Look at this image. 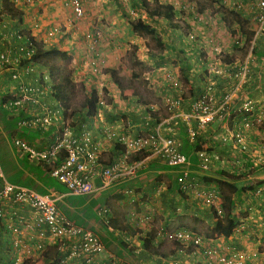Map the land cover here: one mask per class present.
<instances>
[{"label": "built area", "instance_id": "1", "mask_svg": "<svg viewBox=\"0 0 264 264\" xmlns=\"http://www.w3.org/2000/svg\"><path fill=\"white\" fill-rule=\"evenodd\" d=\"M161 1L177 14L187 12L191 8L185 0ZM67 2L75 16L82 14L80 0ZM217 3L231 12H247L251 15L250 20L256 25V31L264 30V0H217ZM27 35L29 34L23 32L19 21L11 18L0 3V98L2 107L9 112L22 101L36 103L37 95L45 87L49 91L53 90L48 68L30 60V55L35 49L32 48ZM188 38L195 37L188 34ZM247 63L236 67L232 73L233 81L221 88L218 94L215 93V81L207 79L203 88L186 100L182 97L183 90L179 83L175 79L171 80V88L175 93L161 97L167 109L163 117H159L160 110L156 106L142 107L140 123L137 126H130V123L125 125L128 132L122 134L112 130V126L117 122L104 120L102 108L106 106L105 100L103 93H97L96 109L89 116L92 126L97 129L101 125L103 139L109 145L118 143L122 147L119 154L108 163H104L101 155L102 143L95 137L92 129H79L70 119H58V112L52 115L46 110L48 116L33 120L38 126L54 125L48 139L30 144L20 138H14L12 145L26 157L41 164L46 163L47 169L42 167V170L72 195L92 193L95 190V180L106 185L113 179L132 175L137 161L131 157L142 153L159 159L165 165L176 166L179 173L176 182L179 189L185 191L190 184L187 181L189 161L180 151V125L185 129L190 143L195 140V136L202 134V131H207L213 122L215 125L212 127L216 128L211 138L219 145L231 140L233 150L238 153L249 144L248 142L253 143L248 141L247 131L260 124L261 119L255 106L256 100L249 98L242 89L248 75ZM89 64L87 66L91 75L96 76L102 72L99 60L92 59ZM154 111L157 114L154 115L155 121L151 118ZM234 115L239 116V122L229 127L226 120ZM55 122H58L57 125ZM18 125L28 124L20 120ZM205 149L206 147L195 151L197 166L202 172L210 171L214 161H217L216 153ZM262 190L263 188L257 187L249 195H261ZM200 200L204 205H211L217 213H221L219 197L214 191L204 192ZM17 205L30 208L33 212L32 218L15 215L13 209L6 210ZM0 223L9 233L13 252L16 253L14 261L9 264H18V253H22V250L27 257H31L33 251H43L49 244L54 245L59 261L66 264H116L111 257L104 261L99 260L103 250L100 238L90 229L78 226L65 218L55 205L54 194H39L32 189L11 184L4 179L1 168ZM164 237L171 243L174 251L166 264H183L185 256L196 253L201 254L204 264H264L258 250H244L234 246L221 250L203 244L202 236L190 229H177L166 233ZM124 239L128 240V237ZM138 251L136 248L135 252ZM151 258L153 261L157 260L154 256Z\"/></svg>", "mask_w": 264, "mask_h": 264}, {"label": "crops", "instance_id": "2", "mask_svg": "<svg viewBox=\"0 0 264 264\" xmlns=\"http://www.w3.org/2000/svg\"><path fill=\"white\" fill-rule=\"evenodd\" d=\"M3 1L4 0H0V3L2 4ZM14 1L17 0H8L9 3L16 4ZM58 1L59 0H35V3L33 1L29 5L32 9H29L28 14L32 13V15H35L34 19L29 22L26 15L27 13H24V18H19L20 27L26 30L29 28L31 32H28L27 34L30 33L29 35H34L37 40H40L41 38L43 39L44 30L46 28H51L50 24L52 25L54 23L57 16L60 18L59 20L65 18V13H63L59 7ZM146 1L149 3V0ZM56 12L58 13L55 16ZM239 14L241 18L251 22L249 17L251 15H248L247 12ZM32 15L29 16L32 17ZM191 15L179 16L174 14L173 18L169 20L171 22H168L169 30L172 33L170 34L169 32V41L165 43L164 40L162 45L165 47L164 50L170 52V55H164L165 58L163 60L167 61V57H172V59L165 63L162 61V66L163 68L166 67L168 69L170 63L175 64L176 60H178L177 65L179 68L184 69L182 72L183 76H187L189 78V82L191 83L190 90L193 94L196 91L194 88L201 90L205 85L206 80L212 79L213 72L218 74L221 70V66H223L226 70L227 67L231 69L232 63L230 61L227 62L228 65L213 63L211 60V58L213 59V53L212 55L210 53L211 58L208 57L207 53L205 55V59L200 62L197 60L191 62L189 59L184 61L182 57L186 58L188 55L187 52L190 54L199 52L198 54L200 55L202 51L207 52L208 49L211 48V46H209L211 42H217L218 40L219 41L217 43L221 46V48L225 47L224 49H227L226 41L223 40L226 39V35L222 32L223 39L220 41L219 32H215L217 29V16H210L203 13L199 14V16L195 18L194 15L198 14ZM157 18L159 19L161 16ZM178 21L183 23L184 27H186L185 29H189L194 32L197 35V38L201 39L200 42H194L197 44L196 48L194 45L190 47L191 43H187V38L185 36L186 33L178 30ZM173 22L175 23L173 24ZM233 23L235 24L236 22ZM221 36L222 35H220V37ZM258 36L263 38L264 34ZM212 39L215 41H212ZM257 39L251 44V53L253 55L249 65H247V68L250 67L248 70H252L253 67L257 68L258 75L252 76V74H248L244 83V88L247 85H253L252 83H256L255 85L258 84V87L260 84H264V62L258 60V57L264 58V55H262L264 54V50H261L258 46ZM43 42H45V39H43ZM202 42L203 44H201ZM108 44L109 43L102 40L99 47L102 48L105 46L102 48L103 51ZM234 44L237 46V43ZM173 45L176 47V52L171 51ZM44 46L45 45L43 44V47ZM100 48H98L99 51ZM232 48L233 45L229 46L228 50H231ZM254 58H256V61H254ZM196 66L199 67V69L200 67L203 69H201L202 74L199 76L198 74L200 70H193V67ZM187 68L191 70L186 71L185 69ZM55 73L58 76H61L63 68L58 65V67L55 68ZM160 73H164L169 76V71L165 70V68ZM67 77L70 81L74 80V77L71 74ZM219 78H226V83H228V80L229 83L233 81V78L229 76L227 72H224ZM84 80L87 81L85 83H87L88 86L93 85L94 91L99 93V84H97V81L90 83V79L86 77ZM101 85L108 88L107 95L112 96L109 101L110 105L107 104L104 108H102L104 120L110 123L117 122L116 125L112 126V130L115 133L122 134L128 132V128H126V126L129 125V123L130 126H137V124L140 123L143 110L141 106L136 104V93H134L129 87L124 86L123 84L120 85L115 81L111 82L109 79L102 81V83H100V86ZM90 90H92V88ZM88 91L89 90L85 92V96L88 95ZM174 93L175 90H172L171 88V91L165 90V92H163L160 96L162 97L166 94L169 95ZM68 96L69 95L65 94V102ZM190 96L185 98L189 99ZM219 96L215 95V97ZM257 97L260 101L259 106L261 111L264 109V97L261 94L257 95ZM1 100L2 99L0 98V111H2L0 115L4 116L0 117L4 120L17 117L18 121L23 120L28 124L18 125L15 123V126L11 127L7 123V125L4 126L0 118V168L4 179L11 184L19 185L15 181L22 182V180L13 177V175L17 172L16 168L20 167V161H28L29 164L34 165L35 167H29V170H24L20 176L21 179H26L27 177L30 178L29 185L31 186H27V188H30L40 194H54L55 205L58 207L59 211L63 213L65 218L76 223L78 226L90 229L92 232L95 231L97 234L95 232L94 233L100 238L103 244V250L98 257L99 260L104 261L108 257H111L114 259L116 264H166L168 259L174 254V251L173 246L165 239L164 235L168 232L181 228L198 232L203 238V244H209L221 250L229 249L232 246L244 250L257 249L260 256L264 259V221H257V219H260L262 215L256 216V214L251 211L253 219L251 220L249 218L252 215L245 217L241 223L237 224V226L233 228L232 233L229 236L224 237L215 235L211 232V226L214 218L211 216L210 209L200 200V197L204 194V192L212 190L216 187L215 183H208V181L205 182L206 177L212 179L218 178L219 176L216 171L220 170L218 168L228 163L229 165H226V167H228L229 173L233 176V178H228V181H234L235 183L244 186L245 184L250 185L251 183L264 180V165L262 164H258L260 166H256L250 171H245V166H247L250 161L257 163L258 158H263L264 160V151L257 147L256 144H254V141H252L253 143L248 142L249 144H254L251 147L253 149L250 153L251 157L248 159H234L238 158L237 152L233 150L231 140H227L221 147L216 146L212 150L217 155V161H214L213 165L221 162V166H216V169L212 168L210 171L202 172L196 164L192 163V165L189 166V174L187 177V181L190 184L185 191H181L176 182V177L179 175L177 168L166 166L159 159L142 153V155H136L137 165L135 166L132 175L123 179H113L106 185H102L99 180H95V190L92 193L85 195H72L67 192L62 184L47 175L45 171L42 170L41 164L40 167L36 166V164L32 162L33 159L30 161L29 157L20 153L12 145L13 139L20 138L30 144L48 139L49 135L52 133V129H42L43 127L49 125L38 126L37 123L33 121L34 119L37 121L38 119H42V117L48 116L46 113L47 110L52 115L58 112V119L64 121L66 119H70L72 122H75L74 125L76 126L77 124H80L79 129H92L94 135L98 136L99 141L102 143L103 151L101 155L103 156L104 163L110 162L116 155L119 154L122 150L121 145L118 143L109 145L103 137L100 136L102 134L100 129L102 126L99 125L100 128L98 127L97 129H94L91 119L87 117L88 115H86L85 112H83V108H77L78 110H74L75 112L73 111L71 114L68 113L67 105L64 104L58 94H55L54 90L49 91L47 87H45V89L37 95L36 103H30L27 100L22 101V103L17 105L12 112H9L2 107ZM146 105L154 106L153 104ZM62 107L64 111H62ZM153 114L157 115L155 111ZM163 115L161 116L163 117ZM226 122L228 126L231 127L239 122V116L234 115L226 120ZM215 128L216 127L211 126L207 129V131H202V134H199L201 138H203L202 144L200 145L201 148L209 147V140L213 141L211 135H214ZM253 128L255 129H251L247 133L254 134L255 132V134H258V137L264 136V129L262 127ZM249 138L250 136L248 139ZM213 142L216 143V141ZM225 155L228 159L225 158V160H223ZM233 159L234 161L236 160L235 166L230 165V162H232ZM226 160H228V163ZM2 164H5V166L3 167ZM235 176H237V178H234ZM261 186L263 188L264 184H261ZM78 196L83 198L79 199ZM254 196H257V198L263 197L264 188L261 195ZM241 199H243V197ZM220 202L221 198L219 197V203ZM11 209L14 210L16 213L15 215L31 216L33 214L30 208H23L21 205L14 206L6 210L9 211ZM135 216H139L140 218L138 219ZM199 229H209L208 233L210 235H203L198 231ZM251 233L256 236V239L255 236L250 235ZM145 235H147L148 239L147 245L149 248L147 249L145 247L143 249V238ZM125 237H128V240L124 239ZM9 238L11 239L10 236ZM8 243L10 244L11 242L5 243L3 238L0 239L2 247L7 248ZM52 246L54 245L49 244L46 249H50ZM8 247L12 248V243L10 246L8 245ZM136 248L139 249L138 252H135ZM10 256L11 254L8 256L5 254L3 255L0 248V260L4 264L14 261L13 259H10ZM152 256L156 257L157 260L153 261L151 258ZM159 257H162V259H159ZM38 261L42 264V255L41 257L39 256ZM183 264H204V259L199 253L190 256L187 255L184 257Z\"/></svg>", "mask_w": 264, "mask_h": 264}, {"label": "rangeland", "instance_id": "3", "mask_svg": "<svg viewBox=\"0 0 264 264\" xmlns=\"http://www.w3.org/2000/svg\"><path fill=\"white\" fill-rule=\"evenodd\" d=\"M33 1L35 3V0L14 1L16 4H13V8L19 12L20 18L23 17L24 13H27L26 15L29 22L34 19L35 15H32V13L28 14L29 9H32L31 7H29V5ZM67 1L68 0L58 1L59 7L63 11V13H65V18L59 20L60 18L57 16L54 20V23L52 25L50 24L51 28H46L44 30L43 39H45V42H43V44L45 46L43 47V49H49L53 47L54 49L61 52L62 54L50 55L49 58H47V62H49V64L56 65L57 67L58 65L59 67H62V75L68 76L71 74L74 77V80H71V82L73 83L72 90L70 94H68V101L66 100L68 113L71 114L74 110L76 111L81 108V106L83 105L85 92H87V90L90 91L91 88L94 89L93 85L88 86L87 83H85L87 82L84 80L85 77L90 79V83L97 81V84H99L98 91L103 93L106 105H110L109 101L112 96L107 95L108 88H105L102 85L100 86V83H102V81H104L105 79H109L111 82L115 81L120 85L123 84L124 86L132 89L133 92L136 93V104L156 105V107H158V109L160 110L159 117L163 115V113L165 114V112H167V109H165L160 95H162L165 90L171 91V80L175 79L179 83L183 90L184 98L192 95V91L189 90L191 87V83L189 82V78L187 76H183L182 72L184 71V69L178 67V60H176L175 64L168 63V69L164 67L165 70L169 71V76L167 74H164L165 72L163 74L160 73L164 69L162 66V61H164L163 59L165 58L164 55H170V52L164 50L165 47L162 45V43H164V40L165 43L169 41V32L170 34L172 33L169 30L168 22L170 21L169 19L167 20V17H161L159 19H152L147 17L143 13V11H141L138 5V0H136L135 5L131 3V0H80L82 3V14L79 16H75L71 11V8L68 5ZM157 1L158 2H156V0H149V5L152 6L155 2L156 4H163L161 0ZM185 2L188 3V5L191 7L189 8V11L195 14L199 15L206 13L210 16H217V29L215 32H219V34L222 35L221 37L219 35L220 41H222L223 39V33L226 35V39L223 40L226 41L227 49H224L225 47L221 48V46L217 43L219 40L216 42L214 39H212V41L215 42H211V44L209 45L211 46V48L208 47L209 49L207 52L202 51L200 55L198 54L199 52H194L191 54L187 52V57H182L184 61L186 59H189L191 60V62H194L195 60L200 62L205 59V55L207 53L208 57L210 58V53L211 55L213 53V59L211 58L213 63H220L224 65L230 61L232 63L231 69L235 70V66L239 67L241 64L247 62V65H249V62L251 61L253 55L251 53V44L252 42H255L257 37L258 46L261 50H264V36L263 38H261V36H258L264 34V32L258 33L254 37L253 33L256 25L253 23V21L250 22L249 20H244L243 18H241L240 14L229 12L225 8L219 6L217 0H185ZM57 13L58 12L55 13V16ZM29 15H32V17H30ZM137 17L155 27L156 31L158 32L160 42H156L147 34H139L136 36V34L133 33L129 21ZM233 22L236 23L234 24ZM174 23L175 22H173V24ZM177 23L179 24L178 30L181 29V31L186 33L187 43H191L190 47L194 45L196 48L197 44L194 42H200L201 39L197 38V35L194 32L190 31L189 29H185L186 27H184L181 21H178ZM54 28L55 30H53ZM240 29L242 32L244 30V35L240 34ZM23 32L27 34L31 31L28 28V30L25 29ZM249 32L251 33V37L248 39L247 37ZM237 33H239L241 36L238 37ZM188 34H193L195 38H188ZM102 40L109 43L103 51L102 48H104L105 46L102 48L99 47V45H101L102 43ZM234 43H237V46H235ZM201 44H203V42ZM231 45H233V48L231 50H228L229 46ZM98 48H100V51ZM171 51L176 52V47L174 45ZM92 59L99 60L102 65V72L96 76L91 75V70H89L87 66L90 65L89 63L90 61H92ZM171 59L172 57H167L168 62ZM258 60L264 62V58L258 57ZM167 61H164V63ZM254 61H256V58H254ZM194 69L200 70L198 76L202 74L201 71L203 69L201 67L199 69V67L196 66L193 67V70ZM247 69H250V67H248ZM185 70L189 71L191 69L187 68ZM247 74H252V76L258 75V70L257 68L253 67L252 70L247 71ZM112 76H115V80ZM52 82L53 81H51V83ZM225 84L226 85H223L222 87H218L217 90L219 91V89L227 86L229 84V80L228 83ZM244 85L245 84L242 85L243 92L245 91L247 93V96L252 100H256L255 106L258 110L256 111L258 112V114L260 115V119L262 120L260 126L258 127H262L264 129V109L260 112V101L257 97V95L259 94L264 97V84H260L259 87L258 84H253L250 86L247 85L245 88ZM194 89L198 91V88ZM1 112L2 111H0V113ZM0 116L3 117L4 115ZM2 117L0 118L4 126L7 125V123L11 127L15 126V123L18 124L17 117L8 118V120H4ZM57 123L58 122H55V125H57ZM53 127L54 125L48 126L46 130L51 128L53 132ZM250 135L251 137L255 136V139L253 138L254 142H259L257 139L258 134H255L254 132V134ZM100 136L104 138L103 134H101ZM95 137L99 139L98 136ZM262 137L263 136H259L260 141L264 142V138ZM205 144L208 145L207 143ZM225 158L226 155L224 156L223 160H225ZM29 160L31 161L32 159ZM226 161L228 163V160ZM20 162L21 165L20 167L16 168L17 172L13 175V177L22 180V182L15 181L19 185L29 187L31 186L29 185L30 178L27 177L26 179H21L20 176L24 170H29V167L33 168L35 166L29 164L28 161V163L25 161ZM32 162H34L36 166L40 167V164L35 160H32ZM2 166L4 167L5 164H2ZM253 184L254 183H251V185ZM257 185H259L258 187H262L261 184L257 183ZM244 186H246V184ZM247 191L249 190H245L244 193H246ZM78 198L82 199L83 197L78 196ZM251 211L254 212L256 216L262 215V217L260 219H257V221H264L263 197L257 198V196L255 197L254 195H247L242 200L237 202L232 209V213L238 215L235 217L238 221V224L241 223V221H243L245 217L250 215L252 216L249 218L252 220L253 214H251ZM208 230L209 229H199L198 231L203 235H210L208 233ZM250 235L255 236L253 233H251ZM0 248L3 255L5 254L6 256H8L12 254V249L2 247L1 244ZM45 249H43V251H39L36 249L35 251H33L31 257H27L25 251L22 250V253L18 255V264H41L39 263L38 259L39 256L41 257V255H43ZM13 257L15 259V254H13ZM10 259H12V255L10 256ZM8 263L9 262H7L6 264ZM0 264L4 263L0 260ZM57 264H66V262L58 261Z\"/></svg>", "mask_w": 264, "mask_h": 264}, {"label": "trees", "instance_id": "4", "mask_svg": "<svg viewBox=\"0 0 264 264\" xmlns=\"http://www.w3.org/2000/svg\"><path fill=\"white\" fill-rule=\"evenodd\" d=\"M156 2H158V1L156 0ZM156 2L152 6H150L149 5L150 3H147L146 0H138V5H139L141 11H143V13L149 18L154 19V18L161 16V17H167V19L171 20L173 18L174 13H175L171 9V7L169 5L156 4ZM131 3L133 5H135L136 0H131ZM219 6L223 7L220 4H219ZM2 7L12 18H17V19L20 18L19 12L13 8V5L11 3H9L8 0H4L2 2ZM229 12H231V11H229ZM182 13L184 15H188V16L193 14V12H191V11H187V12L182 11ZM182 13L177 14V15L182 16L183 15ZM231 13H236V12H231ZM129 23H130V26H131L133 33H135L136 35L147 34L152 39H154L156 42H160L158 32L156 31L155 27H153L150 23L143 21L139 17H137L135 19H131L129 21ZM178 26H179V24H178ZM243 32H244V30H243ZM243 32L240 29L241 35L242 34L244 35ZM240 34L237 33V36L238 37L241 36ZM250 34L251 33L249 32L248 37H247L248 39L251 37ZM27 38L29 39L32 48L35 49L33 51V53L30 55V60L41 65V66H46L52 70V72L50 71V73H51L50 77L52 78V81L54 82L52 84V89L55 91V94H58V96L61 98V100L64 101V96H65V94H67V95L70 94L72 87H73V85H72L73 83L65 75L58 76L55 73V68H57V66L53 65V64H49V62H47V60H48L47 58H49L50 55L62 54V53L59 52L58 50L54 49L53 47L49 48V49H43V39L42 38L40 40H37L34 37V35H27ZM237 42H238V40H237ZM245 42H247V41H245ZM257 44H258V42H257ZM220 68H221V70L219 71L218 74L216 72H213V74H215V75H213L214 76L213 80L215 81V86H216L215 87V93L216 94L221 92L220 89H219V91L217 90L218 87L226 85L225 84L226 78L221 79L219 77H221L224 72H227L229 74V76L232 77V73L234 72V70H232L228 67H227V70L224 69L223 66H221ZM54 76H56V77H54ZM112 77L115 80V76H112ZM252 84H256V83H252ZM196 93H198V91H195L190 96V98L193 95H195ZM96 98H97L96 92L94 91V89L90 90L88 92V95L85 96V98H84V101H83L84 107L81 106V108H83V112H85V114L88 115L87 117L92 115L96 109ZM66 105H67V102H66ZM138 105L141 106V108L147 106V105H140V104H138ZM155 106L156 105H154L153 107H155ZM160 117H162V116H160ZM151 118H153V120L156 118L153 113H152ZM73 123H75V122H73ZM79 125L80 124H77L78 128H79ZM211 125L214 126L215 122L211 123ZM249 136H250V138L248 139V141H253V138L255 139V137H251V135L247 133V137H249ZM178 137H179L180 143H181L180 151L187 157V160L189 161V166H191L192 163L196 164V166H197L198 160L196 158L195 151L202 149L200 145L202 144L203 138H201V136H199V135L195 136V140L192 143H190V141L188 140V136L185 132V129L183 130L182 125H180V127H179ZM262 138H264V136ZM257 139L259 142H256V144H257L256 146L263 150L264 142H261L259 137H257ZM223 144H225V143H223ZM218 145L219 144L215 143V142L210 143L209 147L205 150L206 151L213 150ZM253 145L254 144H246V146L242 149V151L237 153L238 158H234V159L238 160V159H242V158H245V159L250 158L251 157L250 153L253 150L251 147ZM133 159L137 160V156L134 155ZM234 159L232 160V162H230L231 163L230 165H232V166H235V164H236V160L234 161ZM257 160H258L257 163H253L252 161H250V163L247 166H245V171L246 170L250 171L251 169L255 168L256 166H260L258 164L264 165L263 158H258ZM37 163H39V162H37ZM39 164H41V163H39ZM46 165H47L46 163L45 164L42 163L41 168L43 167L44 170H46L47 169ZM226 165L228 166L229 163ZM226 165L218 168L220 170L216 171L217 175L219 176L218 178L212 179V178L206 177V179H205V182L208 181V183L212 182V183L216 184L215 185L216 187L213 188L211 191H214L216 193V195L221 198V202H220L221 213H217L216 210L211 205L210 206L205 205L206 207H208L210 209L211 216L214 218L213 224L211 226V230H212L211 232L214 233L215 235H220V236H224V237L229 236L232 233L233 228L235 226H237V224H238V221L235 218L238 215H236L235 213H232L233 206L236 205L237 202L242 200L241 199L242 197L244 198L248 194H251L253 191H255L257 189V187L259 186V185H257V183L258 184H264V180H261L259 182L254 183L253 185H251V184L246 185L247 186L246 187L243 185H239L238 183H235L234 181H228L227 179L233 178V176L229 173L228 167H226ZM166 166H168V165H166ZM216 166L217 167L221 166V162L215 163L211 167L215 168ZM171 167L177 168L176 166H171ZM177 170H178V168H177ZM234 178H237V176H235ZM245 190H249V191L244 193ZM262 192H263V190H262ZM263 198H264V196H263ZM61 214L63 215L62 212H61ZM1 238H3L5 243L10 242V238L6 234L5 230L0 227V239ZM143 241H144L143 249H144V247L146 249L149 248L147 245L148 244L147 235H145V237L143 238ZM10 244L8 243L9 246H10ZM8 245H7V249H9ZM42 259H43L42 264H57L59 261V257L56 253L55 247L52 246L50 249H46L42 255Z\"/></svg>", "mask_w": 264, "mask_h": 264}, {"label": "clouds", "instance_id": "5", "mask_svg": "<svg viewBox=\"0 0 264 264\" xmlns=\"http://www.w3.org/2000/svg\"><path fill=\"white\" fill-rule=\"evenodd\" d=\"M12 5H13V4H12ZM166 5H167V4H166ZM174 14H177V13H174ZM182 14H183V13H182ZM193 14H195V13H193ZM238 14H239V13H238ZM183 15H184V14H183ZM194 16H195V18H197L199 15H194ZM11 18H12V17H11ZM13 19H16V20L19 21V19H17V18H13ZM24 30H25V29H23V31H24ZM179 31H180V32H183V31H181V29H179ZM263 32H264V30H260V31L257 32V31H256V27H255L253 35H254V37H255L258 33H263ZM185 35H186V34H185ZM252 43H253V42H252ZM44 67H46V66H44ZM46 68H48V67H46ZM48 70L52 72L51 69L48 68ZM55 77H56V76H55ZM54 80H55V79H54ZM51 81H52V80H51ZM52 83H53V82H52ZM52 83H51V84H52ZM51 86H52V85H51ZM180 87H181V86H180ZM181 89H182V88H181ZM199 91H200V89H198V92H199ZM96 97H97V95H96ZM182 97H183V94H182ZM183 98H184V97H183ZM184 99H186V98H184ZM62 101H63V100H62ZM63 102H64V104L66 105V102H65V101H63ZM261 121H262V120H260V123H261ZM73 124H74V123H73ZM258 126H260V124H258L257 126H252L251 128H253V127H256V128H257ZM251 128H250V129H251ZM247 132H248V131H247ZM210 142H211V141H210ZM211 143H213V141H212ZM216 143H217V142H216ZM222 145H223V144L218 145L217 147H221ZM206 149H207V147H206ZM210 151H212V150H210ZM212 152L215 153L214 151H212ZM135 155H142V154H135ZM133 157H134V155L131 157L132 160H134ZM135 161H136V160H135ZM18 186H19V185H18ZM22 187H23V186H22ZM26 188H27V187H26ZM29 189H30V188H29ZM37 193H38V192H37ZM39 194H40V193H39ZM57 209H58V207H57ZM58 210H59V209H58ZM60 213H61V212H60ZM70 221H71V220H70ZM75 224H76V223H75ZM0 227H3L1 223H0ZM3 229H4L5 232H6V229H5V228H3ZM6 234H7L8 236H10L8 232H6ZM10 242H11V239H10ZM46 247H47V246H46ZM46 247H45V248H46ZM45 248H44V249H45ZM10 249H12V254H11V255H13V254H14V252H13V247L10 248ZM20 253H21V252H19L18 255H20ZM15 254H16V253H15ZM13 258H14V257H13ZM13 258H12V259H13ZM9 263H10V262H9ZM9 263H8V264H9Z\"/></svg>", "mask_w": 264, "mask_h": 264}]
</instances>
